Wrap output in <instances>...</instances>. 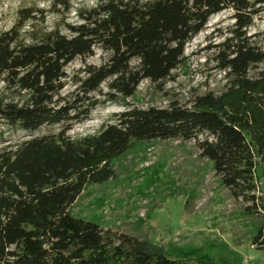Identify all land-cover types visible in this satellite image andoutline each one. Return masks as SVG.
Listing matches in <instances>:
<instances>
[{
  "label": "trees",
  "instance_id": "obj_1",
  "mask_svg": "<svg viewBox=\"0 0 264 264\" xmlns=\"http://www.w3.org/2000/svg\"><path fill=\"white\" fill-rule=\"evenodd\" d=\"M57 5V13L71 10L70 0ZM226 9L235 19L231 36L214 46L229 78L223 92L198 94L191 107L132 105L96 134L69 133L97 106L92 92L107 80L111 99L120 94L126 100L142 80L167 79L183 61L186 43ZM261 14L264 0H100L80 10V21L66 24L64 33L59 26L38 28L44 9L21 8L15 24L0 30V83L25 98L0 96V137L3 125L29 132L61 128L0 148V264H195L148 237L71 212L87 185L116 176L115 159L152 139H195L200 156L213 163L250 218L251 244L264 251V67L250 74L264 64V50L247 35ZM96 48L108 54L106 61L86 65L77 91L63 96L68 64Z\"/></svg>",
  "mask_w": 264,
  "mask_h": 264
},
{
  "label": "rangeland",
  "instance_id": "obj_2",
  "mask_svg": "<svg viewBox=\"0 0 264 264\" xmlns=\"http://www.w3.org/2000/svg\"><path fill=\"white\" fill-rule=\"evenodd\" d=\"M55 0H0V30L10 29L23 7L44 9L46 18L38 28L49 30L59 26L68 33L66 24L80 21L78 12L95 6L100 0H70L71 10L57 13ZM235 23L233 10L226 9L210 17L203 30L185 46L184 59L165 80L144 79L133 97L124 100L120 94L111 99L110 80L92 92L97 106L82 121L75 122L69 133L75 137L96 134L115 114L129 106L167 107L172 102L191 107L198 94L223 92L229 78L219 67L214 46L231 36ZM31 30L29 25L25 31ZM24 32V31H23ZM250 41L264 50V14L255 17L248 28ZM27 41L31 38L27 32ZM108 54L99 48L85 59L68 64L63 96L77 91L78 78L86 65H99ZM264 64L250 70L256 75ZM0 96L6 101L22 103L25 95L4 88ZM0 148L17 141L48 132H57L61 125H45L29 132L8 130L2 126ZM200 138L203 135L199 136ZM116 176L102 184H89L71 206L75 216L97 222L130 234L148 237L161 244L172 257H186L195 264H264V251L251 244L255 228L214 170L213 163L200 156L195 139H152L136 142L115 159Z\"/></svg>",
  "mask_w": 264,
  "mask_h": 264
}]
</instances>
